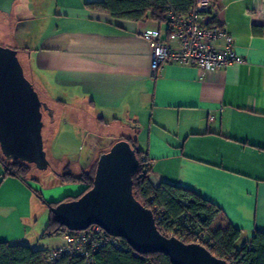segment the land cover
Instances as JSON below:
<instances>
[{
    "label": "crops",
    "instance_id": "crops-1",
    "mask_svg": "<svg viewBox=\"0 0 264 264\" xmlns=\"http://www.w3.org/2000/svg\"><path fill=\"white\" fill-rule=\"evenodd\" d=\"M99 1L58 0L47 17L39 14L46 7L41 0H11L7 10L0 8V24L13 22L25 74L53 109L46 134L72 121L85 151L81 110L92 109L116 132L104 138L137 143L150 160L154 188L169 183L195 192L222 210L219 222L241 231L238 248L251 242L264 232V35L255 32L264 28V0H221L224 29L243 64L201 73L169 63L155 76L143 35L158 34L170 44L167 23L118 21L86 6ZM84 163L87 169L90 162ZM67 169L76 172L65 166L46 202L85 191L83 184H60ZM39 191L44 196L28 179L4 177L0 161V243L46 253L64 246L61 234H47L51 212Z\"/></svg>",
    "mask_w": 264,
    "mask_h": 264
},
{
    "label": "water",
    "instance_id": "water-1",
    "mask_svg": "<svg viewBox=\"0 0 264 264\" xmlns=\"http://www.w3.org/2000/svg\"><path fill=\"white\" fill-rule=\"evenodd\" d=\"M10 3L11 0H0V8L7 10ZM43 117V103L35 85L26 77L19 52L0 46L2 153L13 161L48 169ZM139 167L131 144L127 140L115 143L100 157L93 187L78 199L52 208L54 220L71 232L96 225L110 236L125 240L137 254H163L171 264H229L199 244H186L160 233L153 211L133 193V175Z\"/></svg>",
    "mask_w": 264,
    "mask_h": 264
},
{
    "label": "trees",
    "instance_id": "trees-1",
    "mask_svg": "<svg viewBox=\"0 0 264 264\" xmlns=\"http://www.w3.org/2000/svg\"><path fill=\"white\" fill-rule=\"evenodd\" d=\"M194 2L195 0H102L88 3L86 6L91 11L107 13L118 21L151 19L163 24L167 23L166 14L169 11L187 14ZM255 32L264 35V28H255ZM122 140H127L136 150L140 162L139 169L133 175L134 196L144 207L153 211L157 228L162 235L176 237L186 244H193L198 237L204 235L207 240L206 249L229 264H264V232H257L251 242L238 248L241 231L229 223L219 222L223 213L216 204L191 190L173 184L162 183L158 188H154L149 180L150 166L142 162L144 153L137 149V143L133 139L119 138L117 142ZM110 148L101 153L92 168L88 167L81 176H74L68 169L59 176L60 184H83L85 191L80 196L68 197L58 203L45 202L39 192H35L36 196L50 212L62 202L78 199L93 187L98 161ZM90 160L91 157L88 156L85 161ZM0 161L4 167V177L13 176L24 182L29 179L30 164L21 161L7 163L1 157ZM67 231L54 220L51 213L47 234L63 235ZM120 244L121 249L107 246L98 252L94 258L95 264H171L169 258L163 254L142 256L125 240H120ZM48 255L49 253L34 251L28 246L0 243V264H83L80 258L68 257L51 263Z\"/></svg>",
    "mask_w": 264,
    "mask_h": 264
},
{
    "label": "built area",
    "instance_id": "built-area-1",
    "mask_svg": "<svg viewBox=\"0 0 264 264\" xmlns=\"http://www.w3.org/2000/svg\"><path fill=\"white\" fill-rule=\"evenodd\" d=\"M226 9L221 0H195L187 14L169 11L166 21L170 44L161 41L158 34L143 35L151 48L153 76L169 63L193 66L201 73L220 72L231 65L243 64L245 60L236 54L234 37L224 29ZM142 162L150 166L146 155ZM62 236L64 246L49 252L51 263L68 257L80 258L83 264H95V256L107 246L121 249L122 239L110 236L96 225L82 232L67 231ZM206 243L204 235L194 241L203 247Z\"/></svg>",
    "mask_w": 264,
    "mask_h": 264
},
{
    "label": "rangeland",
    "instance_id": "rangeland-1",
    "mask_svg": "<svg viewBox=\"0 0 264 264\" xmlns=\"http://www.w3.org/2000/svg\"><path fill=\"white\" fill-rule=\"evenodd\" d=\"M45 2V8L40 10L42 12L39 13L41 17H47L50 13H53L54 7L58 0H41ZM47 9V10H45ZM38 14V15H39ZM0 46L12 50L20 49L21 44L15 43L13 39V22L4 20L2 24H0ZM20 59V57H19ZM26 77L30 80L28 72H26ZM39 93V92H38ZM40 99L43 103V113H44V126L45 130H43V140H44V151L46 156L50 162V166L46 170H40L35 167V165H31V172L29 175L28 181L30 185L34 187V189H40L43 193V199L45 202L47 201V197L50 194H54L53 187L57 181V175L63 171V168L69 165V169L73 168L76 172L73 173L74 176L79 177L83 174L85 169V155L91 157L90 166L96 162L99 155L105 151H107L115 142H117L118 138L110 137V139H103L106 135H109L114 132L112 126H102L99 121V118L95 117V114L92 112V109L89 108L81 110V116L85 119L84 123L87 124L85 129H82L83 135L87 137L88 141L85 145V151L82 150L81 143V135L79 134L81 128H79L74 122L70 121L69 124L62 122L59 126H56L57 129L53 132L54 135L46 134L48 132V124L49 121L53 120V115L50 113L53 112V109H48L49 102L44 99V97L39 93ZM85 112V113H84ZM80 113V112H79ZM73 117V116H72ZM71 117V118H72ZM50 121V122H51ZM59 130H63V134L57 136ZM93 138L98 139L96 141H91ZM90 142H93L91 150L89 149ZM92 155H89V153ZM83 155V156H82ZM0 157L2 160L7 163H11L13 160L7 158L1 151L0 148ZM79 168H84V171H80ZM92 168V167H91ZM49 190L52 192L49 193ZM45 192H48L47 194ZM41 193V191H39Z\"/></svg>",
    "mask_w": 264,
    "mask_h": 264
}]
</instances>
